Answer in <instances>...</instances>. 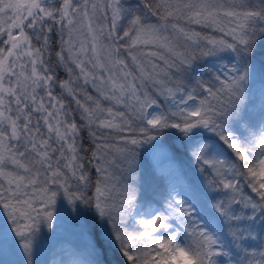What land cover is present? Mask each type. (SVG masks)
I'll return each mask as SVG.
<instances>
[{"label":"snow or ice","instance_id":"1","mask_svg":"<svg viewBox=\"0 0 264 264\" xmlns=\"http://www.w3.org/2000/svg\"><path fill=\"white\" fill-rule=\"evenodd\" d=\"M68 226L53 264H264V0H0V264Z\"/></svg>","mask_w":264,"mask_h":264},{"label":"rangeland","instance_id":"2","mask_svg":"<svg viewBox=\"0 0 264 264\" xmlns=\"http://www.w3.org/2000/svg\"><path fill=\"white\" fill-rule=\"evenodd\" d=\"M131 2V0H130ZM138 2V0H137ZM59 79L64 80L67 78V74L63 69L58 71ZM58 96H63L65 104L71 103V106L75 108V104L71 102V98L67 97L66 94H62L61 90L57 88L55 90ZM79 123V122H78ZM75 244V238L72 234V229L68 226L59 239H53L51 241L46 240L44 244L43 254L39 257L44 264H53L54 261H59L61 259H68L69 252L73 249Z\"/></svg>","mask_w":264,"mask_h":264},{"label":"trees","instance_id":"3","mask_svg":"<svg viewBox=\"0 0 264 264\" xmlns=\"http://www.w3.org/2000/svg\"><path fill=\"white\" fill-rule=\"evenodd\" d=\"M77 122H79V120H77ZM81 135H82V136H86V133H82ZM84 146H85L86 148L89 146V144H88V140H87V139H85V141H84Z\"/></svg>","mask_w":264,"mask_h":264}]
</instances>
